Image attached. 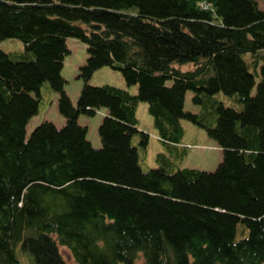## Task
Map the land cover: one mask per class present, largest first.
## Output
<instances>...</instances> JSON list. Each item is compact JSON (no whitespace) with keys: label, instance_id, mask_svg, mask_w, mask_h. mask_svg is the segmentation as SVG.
<instances>
[{"label":"trees","instance_id":"obj_1","mask_svg":"<svg viewBox=\"0 0 264 264\" xmlns=\"http://www.w3.org/2000/svg\"><path fill=\"white\" fill-rule=\"evenodd\" d=\"M260 1L0 0V41L21 42L0 47V264H68L60 245L78 264H264ZM68 37L87 53L75 103ZM104 65L127 87L90 84ZM46 82L64 121L28 132ZM140 101L162 144L146 169ZM100 108L95 146L78 117ZM182 118L221 148L214 169L183 165Z\"/></svg>","mask_w":264,"mask_h":264},{"label":"rangeland","instance_id":"obj_2","mask_svg":"<svg viewBox=\"0 0 264 264\" xmlns=\"http://www.w3.org/2000/svg\"><path fill=\"white\" fill-rule=\"evenodd\" d=\"M260 4L262 6L264 0H261ZM66 44L69 51L64 55L61 74L66 79L64 89L75 103L77 94L83 84V80L77 74L78 67L85 61L87 56L86 45L76 37H68ZM0 47L11 50L21 47V42L15 38H6L0 41ZM88 82L90 84L110 83L124 88L127 87L121 73L107 65L95 69ZM128 88L131 92L136 91L135 85ZM42 95L44 100L41 101L38 113L34 114L27 124L28 132L43 119L52 120L57 125H61L64 121V117L57 109V93L51 90L47 82L42 85ZM190 96L191 91H188L185 98L186 108L197 110V106L191 103ZM222 97L227 103H231L228 101L229 97ZM103 112L104 109L100 108L93 115L79 114L78 117L80 123L87 125V137L95 146L100 145L97 127ZM136 117L138 119V127L149 134L144 160L141 162L142 168L146 169L149 166L157 165L156 155L161 150L162 144L156 135L152 116L147 110V102L140 101L138 103ZM181 123L184 129L182 142L187 146L183 165L214 169L221 159V148L217 145L216 141L206 133L203 127L190 120L182 118ZM60 251L68 264H78L65 246L60 245Z\"/></svg>","mask_w":264,"mask_h":264}]
</instances>
